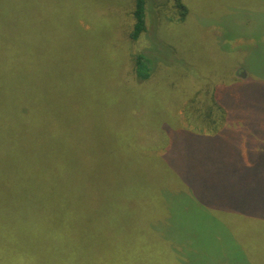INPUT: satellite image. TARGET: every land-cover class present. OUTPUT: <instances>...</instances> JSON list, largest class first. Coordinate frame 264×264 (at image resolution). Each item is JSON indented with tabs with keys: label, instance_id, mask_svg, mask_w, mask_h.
Segmentation results:
<instances>
[{
	"label": "rangeland",
	"instance_id": "obj_1",
	"mask_svg": "<svg viewBox=\"0 0 264 264\" xmlns=\"http://www.w3.org/2000/svg\"><path fill=\"white\" fill-rule=\"evenodd\" d=\"M26 2L31 11L38 13L41 41L36 47L47 57L39 81V97L34 100L38 91H29L27 99L40 105L44 124L45 121L54 122L62 135L63 143L54 146L51 158L67 168L80 169V177L92 180L94 204L100 202L96 196L100 191L95 186L100 185L104 195L106 189L112 192L113 224L104 233L106 237L102 235L111 264H133L130 256L134 255V248L139 250L138 264H159L151 258L147 249L149 245L142 240L135 242V237L144 233L143 221L147 214L151 215L150 220H154V210L161 213L162 208L166 212L154 184L147 182L145 171L154 173L157 167H161L156 158L164 153L168 132L178 133L180 129L181 132L200 131L211 136L225 127L235 130V133L224 130L226 135L233 133L237 138L229 140L228 144L224 145L223 135L220 136L222 144L217 153L223 162L232 160L236 165L239 149L243 163L249 166L247 144L262 153L256 150L253 175L249 173L246 177L240 168L239 181L221 184L220 193L210 191L207 201L212 204L211 208H238L235 213H243L242 208L253 200L255 194L264 197V191L256 181L257 172L264 171V0H145L146 30L137 42L129 38L133 28L134 0H70L68 15L71 16L72 37L76 28V34L78 29L92 39L90 44L94 46L98 59L105 63L103 67L112 70L108 78L114 81L110 84L100 63L91 58L81 35L74 39L77 46L87 50L86 57L78 54L68 71L61 67L60 28L67 27L65 22L61 25V0ZM62 37L65 39L63 34ZM70 47L71 43L67 48ZM138 53L152 61L155 72L152 79L139 88L140 96L132 97L128 95L131 94L130 88L134 91L132 69L134 56ZM224 86L231 96L222 94ZM125 88L128 90L123 95L119 91ZM214 88L229 107L227 109L216 101L223 110L224 120L213 130L195 127V121L200 117L193 114L194 109L190 106L204 108L208 92ZM21 105L17 103L16 110L12 111H18ZM44 131L45 139L46 135H56L51 126ZM192 143L199 149L200 142L193 139ZM45 149L50 155L48 142H45ZM14 165L12 153V200L0 198V208L9 209V202H12V207L17 210H12V221H9L12 227L0 228V264H63V258L58 261L57 257L49 256L47 242L33 243L32 236L41 240L63 238L66 243V239L74 234L63 227L49 232L37 226V222L31 219V212L36 214V208H30L29 166ZM18 172L24 175L23 180L15 178ZM202 174L208 175V169L203 167ZM127 177L136 178L138 185L151 192L145 211L140 206L130 210L124 208L126 196L133 197L135 192V185H132L126 193ZM84 185L81 180L80 189ZM0 191L6 189L0 187ZM37 195L39 199L36 201L45 204L44 190ZM216 197L219 199L213 201ZM101 202L107 204L106 198ZM191 205L195 206L194 203ZM251 207L253 202H250L248 212ZM98 208L105 219L109 213L99 204ZM222 208L211 211L221 221ZM37 215L40 216L39 223H44L43 220L50 222L48 211ZM139 222L142 223L141 229ZM151 224H157L156 220ZM79 232L84 233L81 234L82 245L90 246V233H86L84 226L79 227ZM262 235L264 237V232ZM227 236L222 230L220 238ZM86 237L88 243L84 242ZM193 238L196 239L195 234ZM214 250L218 255L213 257V264H264V244L254 243L241 249L228 247L226 254L223 250ZM214 250L208 249L207 252ZM190 264H203L202 258Z\"/></svg>",
	"mask_w": 264,
	"mask_h": 264
},
{
	"label": "trees",
	"instance_id": "obj_2",
	"mask_svg": "<svg viewBox=\"0 0 264 264\" xmlns=\"http://www.w3.org/2000/svg\"><path fill=\"white\" fill-rule=\"evenodd\" d=\"M61 3L59 9L61 25L64 22L67 25L66 29L62 26L60 28L61 67L64 71H68L74 61L73 58L78 57V54L84 56L87 52V50L81 49L83 47L77 46L76 39H74L75 36L79 38L81 35L88 45L91 58L100 63L107 83H112L114 80L108 78L109 74H112V70L103 67L105 63L98 59L94 52V46L90 44L92 39L78 29L76 34V28H74L75 36L72 37L71 16L68 15L71 8L70 0H61ZM132 19L133 28L129 38L132 42H137L146 30L145 0H134ZM38 26V13L36 10H30L26 0H0V187L6 189V191H0V198L12 200L13 153L14 166L17 164L29 166V179L32 186L30 208H36L34 209L36 214L31 212V219L37 222L39 228L44 227L49 232L52 229L63 227V230L66 229L71 235L74 234L71 238L66 239V243L63 238L41 240L33 238V236L31 242H47L49 256L57 257L58 261L63 258V264H111L109 250L105 249L102 235L113 224L112 192L106 189L104 195L100 185L95 186L100 191L96 195L100 200L98 204L105 207L106 212L109 213L104 219L98 204H94L92 199L94 198L92 180L86 179L85 176L80 177V169L67 168L57 159L51 158V154L54 155V146L62 145L63 139L54 122L45 121L47 124L45 126L39 111L40 105L34 101L39 97V81L43 74L44 59L47 58L36 47L39 44L38 41H41ZM44 32L43 38L45 39ZM70 43L71 47L67 48ZM133 67L134 91L130 88L129 93L131 94L128 95L132 97L140 96L139 88H143V85L152 79L155 72L152 69V61L144 54H135ZM127 90L125 88L124 91L120 90L119 92L126 95ZM29 91H38V95H34L32 103L27 99ZM221 91L224 95H230L226 86ZM219 95L217 88H214L208 92V101L204 108L197 109L193 104L190 106L194 109L193 114L200 117L195 121V127L212 128L213 130L224 120L222 119V117L224 118L223 110L218 107L217 102L220 101L227 109L229 107L221 101ZM17 103L22 104L20 109L12 111L16 110ZM27 109V115L24 117ZM50 126L55 129L56 135L50 134L48 137L46 135L45 139L44 128L48 129ZM225 129L235 133V130L226 127L211 136L204 135L200 131L184 130L185 132H181L180 129H178V133L171 132L170 134L168 132V141L163 145L164 147L162 146L164 153L156 158L161 167H157L154 173L147 169L145 171L147 182L151 185L154 184L153 188L157 190V195L165 204L166 212L160 205L162 212L154 210V220H150L151 215L147 214L143 221L144 233H138L140 235L135 237V242L142 240L144 244L149 245L147 249L152 254L151 258L159 264H190L200 258H202L203 264H213V257L218 255L214 249L223 250V253L226 254L225 249L228 247L241 249L252 246L254 243L264 244L262 235L264 232V197H258L255 194L253 200H250L243 207L244 209L242 208L243 213H235L238 208L234 210L222 207L211 208L212 204L207 201L210 191L220 193L221 184L227 181L230 183L239 181L238 170L240 168L246 177L249 173L253 175L252 166L255 162L256 150L258 153H262L247 144L250 167L243 163L239 149L236 165H233L235 162L232 160L223 162L217 153V149L222 144L220 136L223 135L224 145L228 144L229 140L237 139L233 133L226 135ZM193 139L197 143L200 142L199 149L195 148L196 146L192 143ZM45 142H48L50 146V155L46 153ZM63 160L65 161L64 158ZM203 167L208 169L206 176L202 174ZM14 176L20 180L24 179L21 172ZM81 180L85 182L82 189L79 187ZM256 181L263 192L264 171L257 172ZM138 182L139 180L134 177H127L126 193H129L132 185H135V192L133 197L126 196L127 204L124 208L130 210L135 206H140L145 211V205L150 202L151 192L144 190L141 185L137 184ZM42 189L44 190L43 202L46 205L42 201H36L39 199L37 194L41 193ZM104 198H106L107 204L101 202ZM153 198L152 195V201ZM173 199L175 206L172 203ZM218 199L216 197L213 201ZM250 202H253V207L248 212ZM9 203H11L9 209L0 208L4 214L2 217L0 216V228L12 227L9 225V221H12V210L15 212L17 209L12 207V202ZM193 203L195 206L191 205ZM149 207H151V203ZM195 207L198 208L197 211ZM219 208L223 210L222 221L216 219L211 213ZM47 211L50 215V222L42 219L44 223H39L40 216L37 213L43 214ZM155 220L157 224H151ZM83 226L86 233L91 235L90 246L82 245L83 236L81 237V234L84 233L79 232V227ZM141 226L142 223L139 222L140 229ZM222 230L229 235L227 238H220ZM193 234L196 235V239L193 238ZM149 236L152 238L153 247ZM104 237L106 236L104 235ZM87 239L86 237L83 241L88 243ZM106 240L109 241L108 238ZM70 243L73 244L70 245ZM75 244H80V246ZM212 248L214 251L207 252ZM134 250V255L130 256V259L134 260L133 264H138L139 250L137 248Z\"/></svg>",
	"mask_w": 264,
	"mask_h": 264
},
{
	"label": "water",
	"instance_id": "obj_3",
	"mask_svg": "<svg viewBox=\"0 0 264 264\" xmlns=\"http://www.w3.org/2000/svg\"><path fill=\"white\" fill-rule=\"evenodd\" d=\"M241 76L244 77V74H242Z\"/></svg>",
	"mask_w": 264,
	"mask_h": 264
}]
</instances>
